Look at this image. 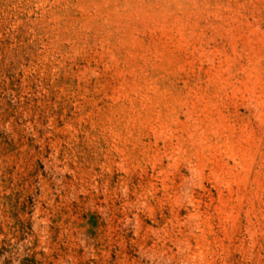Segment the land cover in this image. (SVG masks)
<instances>
[{
  "label": "rangeland",
  "instance_id": "obj_1",
  "mask_svg": "<svg viewBox=\"0 0 264 264\" xmlns=\"http://www.w3.org/2000/svg\"><path fill=\"white\" fill-rule=\"evenodd\" d=\"M0 264H264V0H0Z\"/></svg>",
  "mask_w": 264,
  "mask_h": 264
}]
</instances>
